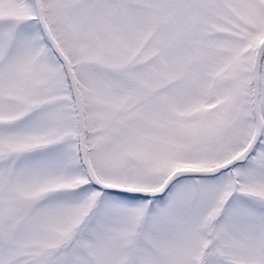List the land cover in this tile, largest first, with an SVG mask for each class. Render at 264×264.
Returning a JSON list of instances; mask_svg holds the SVG:
<instances>
[{"label": "snow or ice", "instance_id": "snow-or-ice-1", "mask_svg": "<svg viewBox=\"0 0 264 264\" xmlns=\"http://www.w3.org/2000/svg\"><path fill=\"white\" fill-rule=\"evenodd\" d=\"M0 264H264V0H0Z\"/></svg>", "mask_w": 264, "mask_h": 264}]
</instances>
